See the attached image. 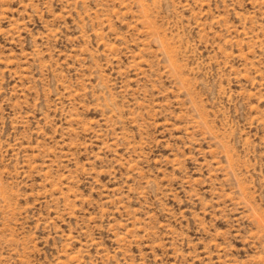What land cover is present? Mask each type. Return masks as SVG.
I'll return each instance as SVG.
<instances>
[{
  "label": "rangeland",
  "instance_id": "374dc122",
  "mask_svg": "<svg viewBox=\"0 0 264 264\" xmlns=\"http://www.w3.org/2000/svg\"><path fill=\"white\" fill-rule=\"evenodd\" d=\"M0 264H264V0H0Z\"/></svg>",
  "mask_w": 264,
  "mask_h": 264
}]
</instances>
